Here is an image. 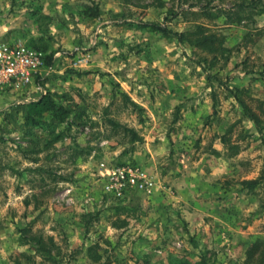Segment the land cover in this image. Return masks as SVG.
<instances>
[{"label": "rangeland", "instance_id": "rangeland-1", "mask_svg": "<svg viewBox=\"0 0 264 264\" xmlns=\"http://www.w3.org/2000/svg\"><path fill=\"white\" fill-rule=\"evenodd\" d=\"M203 2L0 0V44L44 57L0 89V264H264V0L232 25L192 16ZM194 22L223 38L225 66L143 27ZM45 92L67 119L25 123ZM124 166L149 184L118 195L107 172Z\"/></svg>", "mask_w": 264, "mask_h": 264}, {"label": "trees", "instance_id": "trees-1", "mask_svg": "<svg viewBox=\"0 0 264 264\" xmlns=\"http://www.w3.org/2000/svg\"><path fill=\"white\" fill-rule=\"evenodd\" d=\"M202 6H197V4H191L188 6L189 9L197 8L199 11L191 12L192 16L200 17L206 20H213L223 18L225 24L232 25L238 24L247 20L252 19V16L256 12L258 3L262 0H203ZM229 2L230 7L228 8H218V6H212V4L217 3L223 5ZM184 3V2H183ZM215 11V12H214ZM264 13V10H263ZM144 28H149L151 31L161 34L162 36L174 37L178 43L185 44L193 49L197 53L204 54L205 57L202 59V64H208L209 68H213L217 65L220 67L225 66L229 60V49L224 47L223 38L219 34L213 32L211 28L203 23L194 22L193 26L184 32H174L166 27L159 26L158 24H145ZM248 38V35H247ZM246 91L244 89L231 90V95L234 100L241 107L244 116L247 117L251 122L254 123L258 132H262V126L260 124L259 116L254 110L245 102L243 95ZM55 94L51 92H45L38 100L28 103L23 107L24 120L27 124H32L31 126L40 125L41 120L48 117L51 118L52 122L62 123L67 117L69 111L60 103L56 102ZM125 101L129 102L130 106L137 108V106L129 100V98L123 94ZM262 107H259V111L264 113V100ZM111 125H114L110 122ZM128 131V130H127ZM132 136V140L138 141V136L133 131H128ZM221 142L226 144L225 137L222 136ZM234 149L232 155L238 153L237 147H231ZM256 251V249H254ZM253 251V252H254ZM252 249L247 253V259L249 260L252 256ZM264 259V254L261 255ZM100 259L97 257L95 259L98 262ZM194 264H206L205 259H199V261Z\"/></svg>", "mask_w": 264, "mask_h": 264}, {"label": "built area", "instance_id": "built-area-1", "mask_svg": "<svg viewBox=\"0 0 264 264\" xmlns=\"http://www.w3.org/2000/svg\"><path fill=\"white\" fill-rule=\"evenodd\" d=\"M44 65L43 54L20 42L0 44V89H10L29 83ZM76 65V63H75ZM108 187L120 195L136 186L149 183L144 174L129 167H113L107 172Z\"/></svg>", "mask_w": 264, "mask_h": 264}]
</instances>
